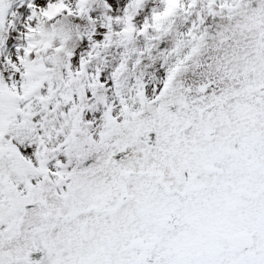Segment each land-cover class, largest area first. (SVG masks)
Wrapping results in <instances>:
<instances>
[{
  "label": "snow or ice",
  "instance_id": "6c2138e0",
  "mask_svg": "<svg viewBox=\"0 0 264 264\" xmlns=\"http://www.w3.org/2000/svg\"><path fill=\"white\" fill-rule=\"evenodd\" d=\"M0 264H264V0H0Z\"/></svg>",
  "mask_w": 264,
  "mask_h": 264
}]
</instances>
